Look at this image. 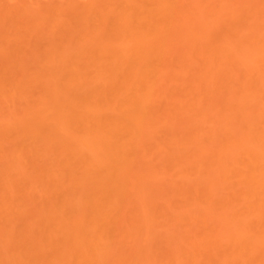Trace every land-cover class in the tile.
<instances>
[{
  "label": "bare ground",
  "instance_id": "obj_1",
  "mask_svg": "<svg viewBox=\"0 0 264 264\" xmlns=\"http://www.w3.org/2000/svg\"><path fill=\"white\" fill-rule=\"evenodd\" d=\"M0 264H264V0H0Z\"/></svg>",
  "mask_w": 264,
  "mask_h": 264
}]
</instances>
